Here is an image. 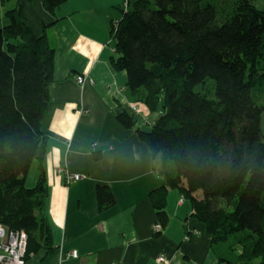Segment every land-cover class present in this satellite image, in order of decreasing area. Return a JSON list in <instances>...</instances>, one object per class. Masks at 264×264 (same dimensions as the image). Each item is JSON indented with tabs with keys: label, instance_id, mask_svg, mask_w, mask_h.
<instances>
[{
	"label": "trees",
	"instance_id": "1",
	"mask_svg": "<svg viewBox=\"0 0 264 264\" xmlns=\"http://www.w3.org/2000/svg\"><path fill=\"white\" fill-rule=\"evenodd\" d=\"M41 1L55 15L67 0ZM0 3V23L8 21L0 25V224L26 234V263L56 249L44 171L26 185L47 150L42 119L55 51L27 23L21 0ZM127 8L110 30V64L126 73L129 101L158 118L144 131L129 108L115 117L137 131L165 172V184L149 194L156 233L169 223L167 193L176 189L221 264H264V0H135ZM96 193L101 211L115 204L108 186Z\"/></svg>",
	"mask_w": 264,
	"mask_h": 264
},
{
	"label": "crops",
	"instance_id": "2",
	"mask_svg": "<svg viewBox=\"0 0 264 264\" xmlns=\"http://www.w3.org/2000/svg\"><path fill=\"white\" fill-rule=\"evenodd\" d=\"M124 1L67 0L52 15L41 0H21L31 29L47 35L56 67L42 119L47 150L26 176L32 187L44 171L45 210L56 249L25 264H221L192 204L176 189L167 193L169 223L162 233L155 231L158 218L149 194L165 184V172L136 130H150L158 115L129 101L126 73L110 64L115 55L110 30L121 18ZM79 75L86 78L84 84H78ZM120 106L135 115L136 130L118 123ZM61 167L82 179L68 185L57 173ZM98 185L115 196L106 211L98 208Z\"/></svg>",
	"mask_w": 264,
	"mask_h": 264
},
{
	"label": "built area",
	"instance_id": "3",
	"mask_svg": "<svg viewBox=\"0 0 264 264\" xmlns=\"http://www.w3.org/2000/svg\"><path fill=\"white\" fill-rule=\"evenodd\" d=\"M130 0L124 1V9H128V3ZM86 78L79 75L77 78L78 84H84ZM136 110V108H135ZM58 174H63L66 176V183L72 184L74 181H79L82 176L73 174H68L64 168H58ZM155 231L160 229L159 225H154ZM26 234L25 233H15L8 231L2 224H0V264H25V252H26ZM74 257L77 253L73 254ZM159 262L165 263L167 260L165 257H159Z\"/></svg>",
	"mask_w": 264,
	"mask_h": 264
},
{
	"label": "rangeland",
	"instance_id": "4",
	"mask_svg": "<svg viewBox=\"0 0 264 264\" xmlns=\"http://www.w3.org/2000/svg\"><path fill=\"white\" fill-rule=\"evenodd\" d=\"M4 9L5 8L0 3V17L4 16V14H3ZM6 23H8V21L5 20V23L1 22L0 25L3 26ZM258 102L260 103V105H264V95H262V97L260 98V100ZM262 113L263 114H262L261 124H262V132L264 134V111ZM231 156H232V153H229V154L226 155L225 158H227V159L230 158L231 159Z\"/></svg>",
	"mask_w": 264,
	"mask_h": 264
}]
</instances>
